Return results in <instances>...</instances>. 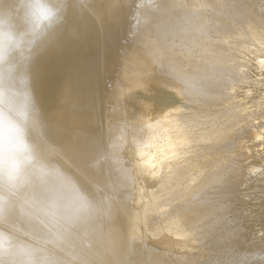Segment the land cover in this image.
I'll return each instance as SVG.
<instances>
[{
    "label": "bare ground",
    "instance_id": "6f19581e",
    "mask_svg": "<svg viewBox=\"0 0 264 264\" xmlns=\"http://www.w3.org/2000/svg\"><path fill=\"white\" fill-rule=\"evenodd\" d=\"M57 3L11 56L40 113L0 264H264L234 203L264 214V0ZM0 27L24 34L21 0Z\"/></svg>",
    "mask_w": 264,
    "mask_h": 264
},
{
    "label": "clouds",
    "instance_id": "9594fccd",
    "mask_svg": "<svg viewBox=\"0 0 264 264\" xmlns=\"http://www.w3.org/2000/svg\"><path fill=\"white\" fill-rule=\"evenodd\" d=\"M24 34L0 27V179L10 180L30 162L29 128L39 107L26 86L17 88L11 56L26 36L40 38L60 21L57 0H21Z\"/></svg>",
    "mask_w": 264,
    "mask_h": 264
},
{
    "label": "rangeland",
    "instance_id": "374dc122",
    "mask_svg": "<svg viewBox=\"0 0 264 264\" xmlns=\"http://www.w3.org/2000/svg\"><path fill=\"white\" fill-rule=\"evenodd\" d=\"M263 116H264V114H263ZM250 181H252V180H250ZM245 188H246V186H245ZM240 189H241V190H237L236 195H235V196H236L235 199L238 198V200H235V201H234L235 206L238 207V206L241 205V203L244 202L245 205H244V204H242V205H244V206L246 207L247 205H249V204H251V203H254V201H255V206H256V205L261 201V199H262V198H261L262 196H260V195H262L261 193H260V194H259L258 192L256 193L257 195L259 194V198L255 200V198H256L257 195L254 196L255 192H254L253 190H252V192H251V189H248V188L244 189V187H242V188H240ZM249 191H250L252 194H250ZM239 192L241 193V195H238V196H237V194H238ZM240 193H239V194H240ZM246 193H247V194L249 193V194H248V195H250L249 198L247 197V199H245L244 201H242V199H241V201H239V199H240L239 197H241V198L244 197V194H246ZM252 196H253V198H252ZM250 199H252L253 202H250V201H251ZM253 199H254V200H253ZM259 199H260V201H259ZM249 200H250V201H249ZM245 201H246L247 203H246ZM256 201H257L258 203H257ZM249 202H250V203H249ZM239 203H240V204H239ZM255 206H252V207H254V208L250 207V210H251V211L249 210V207H248L247 210H249V211H248V212H247V211H244L243 215L241 214L242 217H245V218H242V220L244 221V224H245V225L243 226V227H244V228H243V234H244V233L246 234V233L248 232L246 235L244 234L243 236H245V239L248 238V241H250L249 243H254V246H256V245L258 244V241H259L260 239H264V232H262V231H264V219H263V218H264V217H263L264 214H262V215L260 216V213H262L263 211L261 212V211L257 210V209H256L257 207L255 208ZM254 209L257 210V212H256V211H253ZM255 212H256L257 214H256ZM245 213H247V214H245ZM248 213L251 214V215L247 216ZM253 213H255V214H253ZM252 214H253V215H252ZM244 215H245V216H244ZM252 216H253V217H252ZM254 216H256V217H254ZM249 217H250L251 219H249ZM246 218H248L250 221H253V223H252V222H249V220L246 219ZM252 218H253L254 220H253ZM256 218H257V219H256ZM258 218H259V219H258ZM245 220H247L248 223H247ZM256 220H257V221L259 220L260 222L258 223ZM254 221H255V222H254ZM245 222H246L247 224H246ZM249 223H250L251 226L249 225ZM251 223H252V224H251ZM255 224H257V225H255ZM262 224H263V225H262ZM246 225H247V226H246ZM252 225H253V226H252ZM256 226H257V227H256ZM245 228H246L247 230H246ZM251 228H252L253 230H252ZM254 228H255V229H254ZM257 228H259V229H262V228H263V229L260 231V230L257 229ZM255 230H256V232H255ZM249 231H251V232H249ZM257 231L261 232V234H262L263 236L258 232V233L262 236V237H258V233H257ZM255 233H256V234H255ZM250 234H251V235H250ZM253 234H254V235H253ZM247 235H248V237H247ZM260 235H259V236H260ZM250 236H251V237H250ZM250 238H251L252 241L249 240ZM252 238H253V239H252ZM256 238H257V239L260 238V239L257 241ZM256 241H257V243H256ZM242 242H243V243H242ZM242 242L237 243V244L235 245V247H238V245H239L240 243H242V245H240V246H245V245H246L247 247H248L249 245H250V247L253 246L252 244L247 245L248 243H246V241H242Z\"/></svg>",
    "mask_w": 264,
    "mask_h": 264
}]
</instances>
